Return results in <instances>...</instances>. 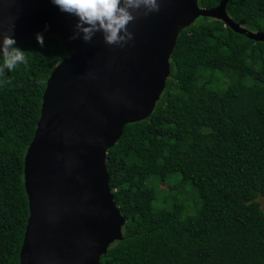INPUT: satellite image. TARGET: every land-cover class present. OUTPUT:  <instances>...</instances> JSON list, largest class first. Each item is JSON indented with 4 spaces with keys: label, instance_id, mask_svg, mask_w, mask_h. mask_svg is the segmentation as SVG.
Returning a JSON list of instances; mask_svg holds the SVG:
<instances>
[{
    "label": "trees",
    "instance_id": "16d2710c",
    "mask_svg": "<svg viewBox=\"0 0 264 264\" xmlns=\"http://www.w3.org/2000/svg\"><path fill=\"white\" fill-rule=\"evenodd\" d=\"M226 12L264 31V0H228ZM17 45L27 62L0 85V264L19 262L29 215L24 156L47 79L67 56L55 35H44L43 47L35 35ZM169 61L151 115L127 123L107 150L125 222L99 264H264V40L200 16L182 29ZM161 182L175 188L157 202Z\"/></svg>",
    "mask_w": 264,
    "mask_h": 264
},
{
    "label": "water",
    "instance_id": "95a60500",
    "mask_svg": "<svg viewBox=\"0 0 264 264\" xmlns=\"http://www.w3.org/2000/svg\"><path fill=\"white\" fill-rule=\"evenodd\" d=\"M139 15L123 47L71 38L76 18L51 0H0V34L14 19L16 43L37 32L55 35L67 53L50 73L33 138L24 156L29 215L18 264H99L125 222L111 191L107 150L127 123L151 115L170 74V56L185 27L200 16L221 19L250 39L264 31L240 27L228 0H159ZM47 25V27H45Z\"/></svg>",
    "mask_w": 264,
    "mask_h": 264
},
{
    "label": "clouds",
    "instance_id": "9594fccd",
    "mask_svg": "<svg viewBox=\"0 0 264 264\" xmlns=\"http://www.w3.org/2000/svg\"><path fill=\"white\" fill-rule=\"evenodd\" d=\"M51 2L61 12L76 18L71 38H81L89 42L95 33L100 32L106 44L120 47L133 39L134 34L128 28L130 22L139 15L147 16L160 10L159 0H51ZM13 30L14 19L8 29L0 34V85L9 82L3 77L27 62L24 49L17 45L15 37L11 34ZM34 35L36 42L43 47L44 34L37 32Z\"/></svg>",
    "mask_w": 264,
    "mask_h": 264
},
{
    "label": "rangeland",
    "instance_id": "374dc122",
    "mask_svg": "<svg viewBox=\"0 0 264 264\" xmlns=\"http://www.w3.org/2000/svg\"><path fill=\"white\" fill-rule=\"evenodd\" d=\"M158 185H159V189L157 191V199H156L157 202L161 200H165V196H167L168 192L175 188V186L172 185V183L161 182V183H158ZM258 200L260 201L261 208L264 211V198L259 197ZM151 213H152V219L156 221L158 217V213H159V208H156V209L153 208Z\"/></svg>",
    "mask_w": 264,
    "mask_h": 264
}]
</instances>
